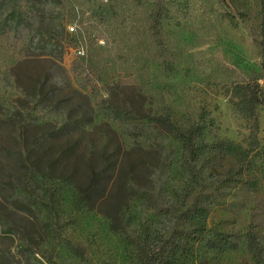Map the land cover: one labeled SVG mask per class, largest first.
<instances>
[{
  "label": "rangeland",
  "instance_id": "1",
  "mask_svg": "<svg viewBox=\"0 0 264 264\" xmlns=\"http://www.w3.org/2000/svg\"><path fill=\"white\" fill-rule=\"evenodd\" d=\"M57 1L75 26L63 59L29 54L26 25L0 36V264H134L125 233L161 225L156 205L183 187L171 127L206 115L207 142H249L230 89L264 90L260 0ZM207 221L242 241L199 264H257L246 234L264 241L263 190L226 189Z\"/></svg>",
  "mask_w": 264,
  "mask_h": 264
},
{
  "label": "trees",
  "instance_id": "2",
  "mask_svg": "<svg viewBox=\"0 0 264 264\" xmlns=\"http://www.w3.org/2000/svg\"><path fill=\"white\" fill-rule=\"evenodd\" d=\"M228 1L237 6L241 2ZM57 4V0H0V36L7 31L19 34L26 25L24 39L29 54L63 59L74 38L66 30L64 12L57 9ZM259 12L257 45L264 68V0H260ZM154 19L160 22L157 17ZM82 88L88 89V85ZM230 93L237 110L252 119L248 144L221 136L207 142L204 132L214 121L211 118L207 123L206 115H202V122L188 127H171L174 138L182 145L183 187L176 190L175 196L166 197L165 207L156 205L161 225L143 227L134 235L125 233L134 264H199L201 250L226 252L242 241L237 233L226 231L218 223L209 226L207 220L211 204L228 188L264 192V151L260 148L256 110L258 105H264V90L258 81H246L235 83ZM28 179L31 183L40 182L35 177ZM93 187L97 188V183ZM49 194L54 198L53 192ZM82 195L87 197L88 193L81 192ZM246 235L256 263L264 264L261 257L264 241L250 231ZM71 248L76 255L85 257L80 246L73 244Z\"/></svg>",
  "mask_w": 264,
  "mask_h": 264
},
{
  "label": "built area",
  "instance_id": "3",
  "mask_svg": "<svg viewBox=\"0 0 264 264\" xmlns=\"http://www.w3.org/2000/svg\"><path fill=\"white\" fill-rule=\"evenodd\" d=\"M68 28H69V32H73L75 30V26L73 24H70L68 26ZM77 53H80L79 50H77ZM80 54H82V53H80Z\"/></svg>",
  "mask_w": 264,
  "mask_h": 264
},
{
  "label": "bare ground",
  "instance_id": "4",
  "mask_svg": "<svg viewBox=\"0 0 264 264\" xmlns=\"http://www.w3.org/2000/svg\"><path fill=\"white\" fill-rule=\"evenodd\" d=\"M80 52V51H79ZM81 53V52H80Z\"/></svg>",
  "mask_w": 264,
  "mask_h": 264
}]
</instances>
